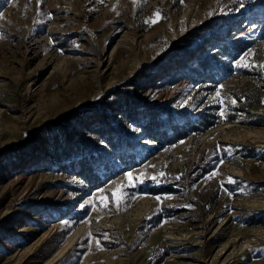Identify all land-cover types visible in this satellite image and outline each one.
<instances>
[{
	"label": "rangeland",
	"instance_id": "1",
	"mask_svg": "<svg viewBox=\"0 0 264 264\" xmlns=\"http://www.w3.org/2000/svg\"><path fill=\"white\" fill-rule=\"evenodd\" d=\"M262 18L0 0V264H264Z\"/></svg>",
	"mask_w": 264,
	"mask_h": 264
},
{
	"label": "snow or ice",
	"instance_id": "2",
	"mask_svg": "<svg viewBox=\"0 0 264 264\" xmlns=\"http://www.w3.org/2000/svg\"><path fill=\"white\" fill-rule=\"evenodd\" d=\"M156 15H157V17H159V13H158V12L156 13ZM150 22H151V23H155V22H156V20H155V19H150ZM243 66L247 67L248 65H247V64H245V65H243ZM160 175H161V176H163V175H164V173H160ZM128 178H129V180H131V179H132V174H131V173H129V174H128ZM152 179H154V180H155V179H156V177H155V176H153V177H152ZM158 199H159V198H158ZM82 206H83V205H82Z\"/></svg>",
	"mask_w": 264,
	"mask_h": 264
},
{
	"label": "trees",
	"instance_id": "3",
	"mask_svg": "<svg viewBox=\"0 0 264 264\" xmlns=\"http://www.w3.org/2000/svg\"><path fill=\"white\" fill-rule=\"evenodd\" d=\"M262 20L264 21V18H262Z\"/></svg>",
	"mask_w": 264,
	"mask_h": 264
},
{
	"label": "bare ground",
	"instance_id": "4",
	"mask_svg": "<svg viewBox=\"0 0 264 264\" xmlns=\"http://www.w3.org/2000/svg\"><path fill=\"white\" fill-rule=\"evenodd\" d=\"M67 212V211H66ZM65 213V212H64Z\"/></svg>",
	"mask_w": 264,
	"mask_h": 264
}]
</instances>
